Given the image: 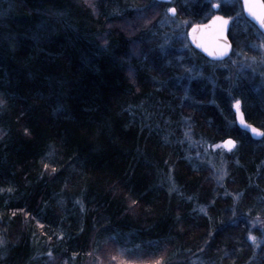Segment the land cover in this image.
<instances>
[{"label":"trees","instance_id":"1","mask_svg":"<svg viewBox=\"0 0 264 264\" xmlns=\"http://www.w3.org/2000/svg\"><path fill=\"white\" fill-rule=\"evenodd\" d=\"M173 4L192 24L212 16ZM169 6L0 0V264H264V138L240 132L228 99L187 89L178 38L155 29ZM257 87L253 107L239 98L264 129ZM229 136L217 185L205 146L223 157Z\"/></svg>","mask_w":264,"mask_h":264},{"label":"rangeland","instance_id":"2","mask_svg":"<svg viewBox=\"0 0 264 264\" xmlns=\"http://www.w3.org/2000/svg\"><path fill=\"white\" fill-rule=\"evenodd\" d=\"M189 1L192 3L196 0ZM235 1L236 0H201L203 3H210L211 8H214L216 4L233 5ZM172 8L176 9L173 15L170 11ZM245 16L243 15V12L242 14L238 12L235 16L231 17L233 25L235 24L234 30L237 35H235L234 38L235 43L237 39L239 42L242 39H246V42L243 45V48L245 49H242L241 45L240 47L235 46L232 56L227 61L221 63L210 61L206 62L201 53L197 52L196 49L193 48L192 43L188 38V31L195 24H192L191 20L187 16H180L179 8H177L174 4L167 7L165 12L162 13L159 18L158 15L152 14L145 20V23L154 22L158 18L154 22L156 25V28H154L159 30H169L178 38L179 53L177 58L179 60L188 58V62L190 63L187 70V76L189 77L187 89L196 92L195 95L203 94L204 97H206L205 99H208V103L212 102L213 99L217 97L219 99H224L225 101L228 99L232 106L233 103L240 100L239 96H243L248 101V105L253 107L252 103H255L254 101H256V103L258 102L257 82L260 79L264 83V34L260 32L254 23L247 20ZM241 42L244 43V41ZM162 43L164 46L171 44L169 40ZM135 52L138 53V48L135 49ZM198 53L201 56H199ZM259 99L262 100L261 98ZM263 101L264 100L259 101V103L261 102L263 104ZM252 107L249 108L252 109ZM247 108L248 106L244 103L243 109L246 117L249 121L254 122L253 116L247 113ZM225 140L222 141L219 146H214L215 149L219 148L221 150L223 157L221 154L215 155L213 151L210 150L213 148L212 146L208 144L205 146L206 152L208 151L206 163L212 169L213 177L217 185H220L224 181L227 174V164L226 161H224L225 157L232 156L237 147L236 145L231 150L226 149V147H224ZM201 155L202 154L199 153L198 157L202 159ZM252 225L256 230H262L264 228V223L260 220L253 222ZM99 256L103 257H99V260L93 264H105L104 255L101 254ZM113 257H115L116 260L109 264H117L119 262L118 257L120 258V262L118 264H133L132 260L124 262L125 256H123L121 252H116Z\"/></svg>","mask_w":264,"mask_h":264},{"label":"water","instance_id":"3","mask_svg":"<svg viewBox=\"0 0 264 264\" xmlns=\"http://www.w3.org/2000/svg\"><path fill=\"white\" fill-rule=\"evenodd\" d=\"M160 2H166L170 3L172 0H158ZM244 4V12L245 15L251 19L260 29V31L264 34V25H261L259 20L253 17L247 9L245 0H242ZM215 8H218L217 5H215ZM175 12L171 11V14L173 15ZM217 17H223L221 15H216L209 23L207 24H200V25H194L188 33V37L192 43V45L201 51L209 60L215 61V62H221L228 58V56L232 52V44L229 40L228 32L230 29V19L225 18L227 20V24H223V21L217 20ZM193 29L196 30V36L198 39H193ZM222 31V35L219 34ZM213 51L217 52H223L222 55H213ZM232 110L235 114L236 124L237 126L243 130L248 132L251 135V138L255 141H260L264 138V135H260L258 133H255L252 128L253 126L255 128H258L257 126L250 124L247 122V119L245 117V114L242 110V102L240 101V106L237 108L236 102L233 103ZM241 113H243V117H241ZM246 121L247 123H244ZM229 140H233L231 138L225 140L224 147L226 149L231 150L236 146V143L234 145L229 146L226 142ZM235 141V140H234Z\"/></svg>","mask_w":264,"mask_h":264},{"label":"snow or ice","instance_id":"4","mask_svg":"<svg viewBox=\"0 0 264 264\" xmlns=\"http://www.w3.org/2000/svg\"><path fill=\"white\" fill-rule=\"evenodd\" d=\"M248 12L255 17L256 19L259 20L261 25H264V0H245ZM218 7V5H217ZM170 11L175 12L176 9L172 8L170 9ZM217 20L223 21V24H227V20L223 17H217ZM196 30L193 29V39H198V37L196 36ZM222 35V31L221 33H219ZM213 55H222L223 52H217V51H213L212 53ZM236 106L237 108H239L240 106V101L237 100L236 101ZM241 117H243V113H241ZM244 123H247L246 121H244ZM252 130L255 133H258L260 135H264V130L259 129V128H255L253 126ZM229 146L234 145L236 142L234 140H229L226 142ZM254 238V237H253Z\"/></svg>","mask_w":264,"mask_h":264},{"label":"flooded vegetation","instance_id":"5","mask_svg":"<svg viewBox=\"0 0 264 264\" xmlns=\"http://www.w3.org/2000/svg\"><path fill=\"white\" fill-rule=\"evenodd\" d=\"M216 5H218V8H215V6H214V8L212 7V16H211V18L207 21V22H205V23H202V24H207V23H209L216 15H221V16H223V17H225V18H229L230 19V21H231V23H230V29H229V32H228V36H229V40H230V42H231V44H232V48H233V43H232V41H233V39L232 38H230V33H231V31H232V26H233V23H232V19H231V17L232 16H226L225 14H223L220 10H221V6H220V4H216ZM228 6H232V5H228ZM243 15L245 16V13L243 12ZM246 18V17H245ZM232 39V40H231ZM232 55V52H231V54L228 56V58L230 57ZM247 122L248 123H251V124H253V125H255L254 123H252V122H250L248 119H247ZM256 126V125H255Z\"/></svg>","mask_w":264,"mask_h":264},{"label":"bare ground","instance_id":"6","mask_svg":"<svg viewBox=\"0 0 264 264\" xmlns=\"http://www.w3.org/2000/svg\"><path fill=\"white\" fill-rule=\"evenodd\" d=\"M246 117V116H245ZM234 118H235V115H234ZM219 119H221V118H219ZM236 120V119H235ZM256 125V124H255ZM259 129H261V127H259L258 125H256ZM238 127V126H237ZM239 128V127H238ZM263 129V128H262ZM239 130H240V132H242V133H245V134H247L248 136H251L248 132H246V131H243V130H241L240 128H239ZM229 138H231V139H233V140H235L234 139V137H232V136H229V137H226V140L227 139H229ZM252 139V138H251ZM253 140V139H252ZM236 141V140H235ZM255 141V140H254ZM237 142V141H236Z\"/></svg>","mask_w":264,"mask_h":264}]
</instances>
